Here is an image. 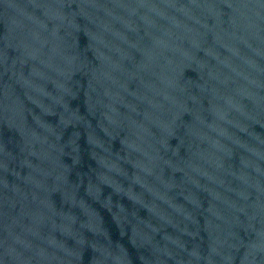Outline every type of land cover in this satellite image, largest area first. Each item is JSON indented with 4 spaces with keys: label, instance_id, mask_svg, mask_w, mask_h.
Returning a JSON list of instances; mask_svg holds the SVG:
<instances>
[{
    "label": "water",
    "instance_id": "water-1",
    "mask_svg": "<svg viewBox=\"0 0 264 264\" xmlns=\"http://www.w3.org/2000/svg\"><path fill=\"white\" fill-rule=\"evenodd\" d=\"M0 264H264V0H0Z\"/></svg>",
    "mask_w": 264,
    "mask_h": 264
}]
</instances>
